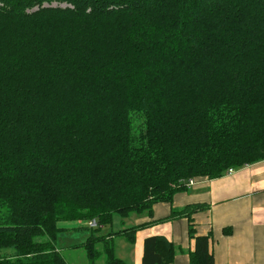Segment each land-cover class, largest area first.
<instances>
[{"label":"trees","instance_id":"16d2710c","mask_svg":"<svg viewBox=\"0 0 264 264\" xmlns=\"http://www.w3.org/2000/svg\"><path fill=\"white\" fill-rule=\"evenodd\" d=\"M263 160L264 0H0V264H67L58 222L151 216ZM203 209L156 221L187 219L188 264H215ZM143 226L75 248L128 264L113 238ZM175 255L150 237L142 264Z\"/></svg>","mask_w":264,"mask_h":264},{"label":"crops","instance_id":"0c3cea01","mask_svg":"<svg viewBox=\"0 0 264 264\" xmlns=\"http://www.w3.org/2000/svg\"><path fill=\"white\" fill-rule=\"evenodd\" d=\"M192 206L205 208L192 214L191 219L196 236L209 235V253L215 264H264V162L243 166L219 179L202 181L187 192L176 194L171 204H155L151 216H131V226H145L137 230L133 244L122 238L128 245L126 256L122 254L124 261L142 264L145 239L160 236L176 249L173 264H188L194 241L188 238L187 219L156 221L168 217L172 210ZM226 230L230 233H225ZM76 245L57 250L67 264L79 261L89 264L86 257V261L83 257H74L73 254L80 250L75 248ZM95 264H104V260L99 259Z\"/></svg>","mask_w":264,"mask_h":264},{"label":"rangeland","instance_id":"374dc122","mask_svg":"<svg viewBox=\"0 0 264 264\" xmlns=\"http://www.w3.org/2000/svg\"><path fill=\"white\" fill-rule=\"evenodd\" d=\"M137 120L136 117L133 118V121ZM137 124V121L134 123ZM131 219L129 220H121L119 217L115 216L113 219V223L111 227L104 226L100 227L99 229V235H107L110 233H115L119 231L122 228L130 227L131 225ZM88 221H60L58 222L57 227L61 229V231L58 234V241H57V248L58 249H67L68 247L74 245V244H80L81 242H84L86 238L91 234V230L87 228ZM132 227V226H131ZM125 245V246H124ZM124 246V247H123ZM123 247V249H122ZM128 247V245L123 241L122 238H113V249L115 256L121 260H125L123 258V255L126 254L125 249ZM79 252H76L74 257L82 258L83 261L85 259V254L83 250H78ZM123 254V255H122ZM126 256V255H125ZM127 258V257H126ZM77 264H86L85 262L82 263V261L78 262Z\"/></svg>","mask_w":264,"mask_h":264},{"label":"built area","instance_id":"2783aa9c","mask_svg":"<svg viewBox=\"0 0 264 264\" xmlns=\"http://www.w3.org/2000/svg\"><path fill=\"white\" fill-rule=\"evenodd\" d=\"M263 162H264V160H263ZM234 171H235L234 169H228V170L225 172V176H226V175H231ZM195 185H196V183H195V181H193V180H190V181L188 182V184H187L188 188H190V189H191L192 187H194ZM87 228H88L89 230H94V229L99 228V225H98L97 220H96L95 218L90 219V220L88 221Z\"/></svg>","mask_w":264,"mask_h":264}]
</instances>
